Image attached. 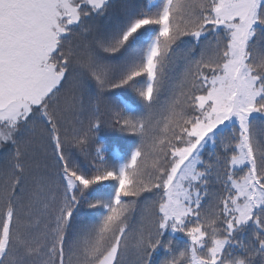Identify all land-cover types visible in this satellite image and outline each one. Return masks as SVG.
Here are the masks:
<instances>
[{"label": "trees", "instance_id": "16d2710c", "mask_svg": "<svg viewBox=\"0 0 264 264\" xmlns=\"http://www.w3.org/2000/svg\"><path fill=\"white\" fill-rule=\"evenodd\" d=\"M216 0H107L62 25L49 64L58 84L0 139V264H264V206L234 221L230 179L240 129L203 148L182 226L162 227L175 151L200 118L199 96L222 74L230 36ZM246 47L262 88L246 144L264 188V1ZM66 20H69L68 18Z\"/></svg>", "mask_w": 264, "mask_h": 264}, {"label": "rangeland", "instance_id": "374dc122", "mask_svg": "<svg viewBox=\"0 0 264 264\" xmlns=\"http://www.w3.org/2000/svg\"><path fill=\"white\" fill-rule=\"evenodd\" d=\"M107 0H0V139L11 136L15 124L26 117L34 104L58 84L60 76L49 64L62 25L79 18V8H99ZM264 0H216L215 28L230 36V55L222 74L208 82L207 93L197 99L200 118L189 129L192 141L175 151V162L164 184L160 211L162 227L177 232L182 217L197 202L194 182L204 147L213 145L217 131L237 123L240 141L230 160L233 170L247 168L240 179H230L235 191L234 221L228 230L245 224L253 211L264 206V188L258 183L254 160L246 144L248 119L259 114L254 106L262 96L246 64L247 43L253 36L257 10ZM69 20H66V19ZM203 235H191L192 264H199L196 249ZM116 248L110 249L97 264H112ZM212 261L211 264H214Z\"/></svg>", "mask_w": 264, "mask_h": 264}]
</instances>
